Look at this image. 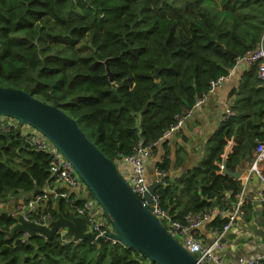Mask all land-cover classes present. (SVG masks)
Instances as JSON below:
<instances>
[{"label": "trees", "instance_id": "16d2710c", "mask_svg": "<svg viewBox=\"0 0 264 264\" xmlns=\"http://www.w3.org/2000/svg\"><path fill=\"white\" fill-rule=\"evenodd\" d=\"M262 41L264 0H0V85L64 110L118 165L141 142L158 140L213 79ZM237 95L238 116L211 136L204 159L157 188L159 205L172 217L183 219L219 203L226 191H241V181L221 173V155L234 137L226 166L236 172L264 141V84L250 79ZM51 166L49 153L0 122V205L43 193L54 179ZM156 168L170 171L171 159ZM244 209L248 223L256 208L246 201ZM49 210L55 220L73 216L65 199ZM17 223V215L0 212V264L148 263L115 240L10 237Z\"/></svg>", "mask_w": 264, "mask_h": 264}, {"label": "built area", "instance_id": "2783aa9c", "mask_svg": "<svg viewBox=\"0 0 264 264\" xmlns=\"http://www.w3.org/2000/svg\"><path fill=\"white\" fill-rule=\"evenodd\" d=\"M237 59V64L239 65L256 68L257 75L262 84H264V41H262L255 50ZM229 78L230 74L228 73L217 79H213L210 82L208 91L198 97L191 108L187 109L182 114L176 115L174 124L164 131L158 140L150 144L141 142L135 148L133 154L125 156L119 159L120 161H117V164L124 162L131 167V174L127 181L143 206L150 205L145 200V196L149 192V187L155 182H158L160 185H165L168 177V173L159 170V168L155 169L153 176H147L146 164L154 155L155 149L160 144L166 143L173 133L180 130L195 111L202 109L209 100V97L215 95L218 89L221 88ZM237 116L238 110L235 105L229 104L225 109L222 122L226 124ZM0 122L4 131L8 132L11 128L18 130L20 136L30 147L40 151H46L51 155L52 160L51 174L54 178L53 181L46 185L43 193L28 198V200L20 206L18 211L20 214H18V216L23 215L24 219L30 223L49 226L50 221H55L49 210V204L55 205L58 201L65 199L71 205L73 214L83 217L86 220L90 232L97 234V237L105 238L104 240H112L108 237V234L113 231V225L107 221L108 219L103 209L91 194L88 186L77 173L72 163L63 156L57 147L41 132L28 124L21 125L17 119L0 115ZM235 146L236 142L234 137L227 140V144L221 155V173L223 172L224 164H226L229 156L233 154ZM247 164L245 170L241 169L240 171L242 174L247 173L249 177H254L258 181L257 197L262 206L264 215V141L257 142L256 148L253 151V158H251ZM241 176L238 179L239 181H241ZM152 198L155 201L152 214L166 226L168 233L173 238H175L187 251L196 256L199 263H264V239H258L252 235L248 236L247 244L258 250L257 255L250 257L239 256L233 259L224 254L225 248L222 239L230 234L233 229L236 228L239 221L244 220L246 216L244 205L247 200L245 198L244 186L241 191L234 196H232L231 191H226L224 195H222L219 203L200 211L189 212L184 215L183 219L174 218L164 210L158 203V195L156 192L152 195ZM4 206V204H1L0 209L4 208ZM215 221L220 223V227H215L214 233L216 238L212 242H208L201 233V230L206 224H212ZM147 264L152 263L148 260Z\"/></svg>", "mask_w": 264, "mask_h": 264}, {"label": "water", "instance_id": "95a60500", "mask_svg": "<svg viewBox=\"0 0 264 264\" xmlns=\"http://www.w3.org/2000/svg\"><path fill=\"white\" fill-rule=\"evenodd\" d=\"M232 56L237 58L235 54ZM106 65L112 80L107 62ZM0 115L17 119L21 125L28 124L41 132L72 163L113 225V231L108 234L110 239L123 243L152 264H201L152 214L155 205L152 195L160 184L155 182L149 187L145 200L150 205L143 206L116 163L87 138L77 121L64 110L22 89L0 85ZM222 173L235 180L242 175L240 170L229 171L226 164ZM17 232L24 233L26 240L37 234L47 239L62 235L74 241L105 239L90 232L83 217L74 215L71 219L59 217L50 221L49 226L30 223L19 215L9 236Z\"/></svg>", "mask_w": 264, "mask_h": 264}, {"label": "crops", "instance_id": "0c3cea01", "mask_svg": "<svg viewBox=\"0 0 264 264\" xmlns=\"http://www.w3.org/2000/svg\"><path fill=\"white\" fill-rule=\"evenodd\" d=\"M229 74L230 78L228 81L218 89L215 95L209 97L202 109L195 111L180 130L173 133L166 143L160 144L155 149L154 155L146 164L148 177L153 176L156 164L162 162L165 157L171 159V169L167 172L171 178H179L204 159L209 139L223 125L222 118L227 105L234 104L239 108L242 105L241 102L237 105L240 100V96L237 95L240 87H246L250 79H259L258 75L252 71V68L246 65L237 64L230 70ZM249 161L244 162L241 169L245 170ZM117 167L121 175L127 180L131 174V167L124 162L118 163ZM241 181L245 187L247 202H252L256 208L254 210V219L256 215H261L264 218L262 206L257 197L258 181L254 177H249L247 173L242 174ZM28 197H30L29 194L11 196L10 202L4 204L5 206L0 209V212H12L18 218L20 206ZM73 215L76 216L75 214ZM214 229L215 227L209 223L201 230L208 242H212L216 238ZM250 235L261 239L258 234H255L249 228L248 223H245L244 220L239 221L236 228L222 239L225 248L224 254L233 259L239 256L250 257L257 255L258 250L247 244V238Z\"/></svg>", "mask_w": 264, "mask_h": 264}, {"label": "rangeland", "instance_id": "374dc122", "mask_svg": "<svg viewBox=\"0 0 264 264\" xmlns=\"http://www.w3.org/2000/svg\"><path fill=\"white\" fill-rule=\"evenodd\" d=\"M85 133L88 136V138L94 143L95 140H94V136H93L91 130L86 129ZM5 204H7V203H5ZM263 222H264V218L261 215H256L255 219H249V221H248L249 228L255 234H258L261 239L264 238V231L262 229V226L260 227V225H262Z\"/></svg>", "mask_w": 264, "mask_h": 264}, {"label": "clouds", "instance_id": "9594fccd", "mask_svg": "<svg viewBox=\"0 0 264 264\" xmlns=\"http://www.w3.org/2000/svg\"><path fill=\"white\" fill-rule=\"evenodd\" d=\"M62 236V235H61ZM92 241H94V240H92Z\"/></svg>", "mask_w": 264, "mask_h": 264}]
</instances>
